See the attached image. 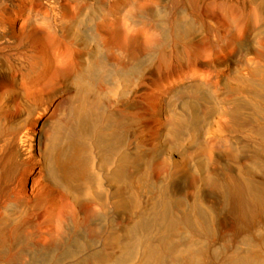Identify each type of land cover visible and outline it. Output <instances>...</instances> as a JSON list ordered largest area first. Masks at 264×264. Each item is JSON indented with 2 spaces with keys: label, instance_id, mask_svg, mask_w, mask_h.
I'll return each instance as SVG.
<instances>
[{
  "label": "bare ground",
  "instance_id": "1",
  "mask_svg": "<svg viewBox=\"0 0 264 264\" xmlns=\"http://www.w3.org/2000/svg\"><path fill=\"white\" fill-rule=\"evenodd\" d=\"M107 50L169 88L171 140L142 145L133 74L96 90ZM49 204L78 264H264V0H0V253L50 249Z\"/></svg>",
  "mask_w": 264,
  "mask_h": 264
},
{
  "label": "rangeland",
  "instance_id": "2",
  "mask_svg": "<svg viewBox=\"0 0 264 264\" xmlns=\"http://www.w3.org/2000/svg\"><path fill=\"white\" fill-rule=\"evenodd\" d=\"M107 56L109 60L112 62V67L109 69V75L111 76L109 78V83H104L102 87L99 86L98 83H94L96 90H100L101 92H107L110 88L112 83L117 82L118 78L121 74L123 73H131L133 74V84L136 85V89L131 94L128 98H131L133 102H135V109H133L130 112V118L133 119L134 121L141 120L142 117L145 118V123L147 124L146 131L144 132V138L142 145L146 146L147 148H154L152 146L157 145L156 137L160 138L162 141L166 142L169 141L170 134L168 132V125H169V120L167 115L163 114L162 111L160 110L163 106L164 102L172 101V93L170 92L169 88H166L164 86H151L149 82V77L145 72V67L144 68H137L131 64H128V57L130 55V52L126 51H116V50H107L106 51ZM143 75L142 79L135 83L137 78H139L140 75ZM192 74V73H190ZM132 84V85H133ZM98 85V86H97ZM171 85H175V83L172 82ZM21 88L23 91L27 92V87L25 85H21ZM98 88V89H97ZM123 98V99H122ZM127 99L126 97H118L114 99H106L104 101V105L107 109L108 112L114 111V113L118 116V121L122 120L124 118V113L122 109L118 106H115V103L122 104L125 102ZM124 100V101H123ZM115 102V103H114ZM144 102L146 108L145 115L142 116L141 114V109L140 103ZM58 105L59 108H62L63 110L67 108L70 105L69 99H61L57 101L54 106L52 107L53 109ZM115 107V108H114ZM114 108V109H113ZM52 111L49 113L47 117L52 116ZM188 124V123H185ZM31 126V125H30ZM149 126V127H148ZM140 135V134H139ZM169 138V139H168ZM206 137L203 139H200L197 141V143L187 149V155H190L194 152H199V150L202 148L203 144L205 143ZM222 148L224 149H229V143L228 140L225 136L222 137ZM133 142V139L130 138L125 142V146L127 149H130L131 143ZM227 149V150H228ZM186 155V156H187ZM162 159H160L159 162H161ZM248 158L243 159V165H248L249 161H247ZM158 163L154 165L153 167V172L155 174L158 173L159 166ZM156 167V169H154ZM31 186V183H28V187ZM188 192L192 193L193 190H189ZM57 209L58 207L55 206L54 204H49L46 206V210L44 211L42 215V223H43V229L42 232L46 234V237L43 241H41L40 244L43 246H50V249L44 252H36L32 255L28 254H21L17 256L18 250L22 248H27L28 242L27 239L21 238L19 241H14L13 239L10 240V242L4 246L2 249V253H0V260L2 259L3 264H78L81 259L73 253L68 252V249H65L63 247V243L60 241V238L58 240H55L57 243L55 245V242H50L47 243L52 235L51 232L53 231H59L62 232V223L57 216ZM91 210V209H90ZM12 227L8 228V232H10ZM29 232V231H27ZM26 235V234H25ZM48 235L50 237H48ZM43 237V238H44ZM43 242V243H42ZM53 243L55 248H53ZM52 246V247H51ZM95 249H99V246L94 247ZM52 249H56L52 250ZM67 250V251H66ZM55 252V253H54ZM68 252V253H67ZM47 253V254H46ZM61 255V256H60ZM73 257H72V256ZM64 257V260H63ZM71 257V258H70ZM74 258V259H73ZM53 260V261H52ZM79 261V262H78Z\"/></svg>",
  "mask_w": 264,
  "mask_h": 264
}]
</instances>
